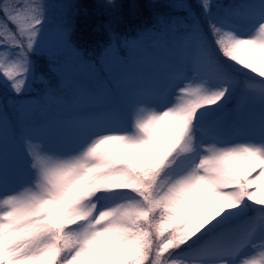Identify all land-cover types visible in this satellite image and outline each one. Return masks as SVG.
Returning <instances> with one entry per match:
<instances>
[{"label": "snow or ice", "instance_id": "6c2138e0", "mask_svg": "<svg viewBox=\"0 0 264 264\" xmlns=\"http://www.w3.org/2000/svg\"><path fill=\"white\" fill-rule=\"evenodd\" d=\"M167 6L185 15H158L98 68L47 0H0V264H264V0ZM101 72L96 126L37 123L36 107L67 104L68 84L93 94ZM234 101L259 120L226 142Z\"/></svg>", "mask_w": 264, "mask_h": 264}, {"label": "trees", "instance_id": "16d2710c", "mask_svg": "<svg viewBox=\"0 0 264 264\" xmlns=\"http://www.w3.org/2000/svg\"><path fill=\"white\" fill-rule=\"evenodd\" d=\"M47 2L53 5L49 10L53 22L56 24L67 22L70 29V43L82 53L85 60L96 63L98 68L101 66V60L104 59L105 50L110 45L118 49L124 41L136 39L138 33L151 28L156 23L158 15H185L182 11H176L167 6L175 0H47ZM188 2L194 6L197 14H200L197 0H188ZM230 2L232 0H214V3L228 4ZM179 30L183 31V29ZM65 58L72 59L71 51L65 53ZM51 79L52 85L58 86V80L54 77ZM88 82L94 89V93L80 97L78 102H81L83 98L93 100L102 95L106 84L108 88L112 87L107 75L103 72L98 77L89 78ZM34 88L35 91L24 97L26 101H38L44 95L45 85L38 83L34 85ZM10 95L12 94L7 89L0 86V97L6 99ZM64 95L68 101L64 106L75 108L72 104V100L75 99H73L71 84L65 86ZM59 109L43 111L36 107L34 113L37 123L62 120L64 116L58 112ZM236 109L237 103L234 101L229 105L227 115L229 119L236 114Z\"/></svg>", "mask_w": 264, "mask_h": 264}, {"label": "rangeland", "instance_id": "374dc122", "mask_svg": "<svg viewBox=\"0 0 264 264\" xmlns=\"http://www.w3.org/2000/svg\"><path fill=\"white\" fill-rule=\"evenodd\" d=\"M79 108V112L76 115V119L73 121V119H67L60 120L61 122H68L74 127H92L96 126V122L101 118L107 115V103H106V95L105 92L102 95H99L93 100H90L88 98H85L81 101V104L76 106ZM96 107L93 111L87 110L88 108ZM93 109V108H92ZM63 112L67 115V117L71 116L72 113L67 107L64 106L62 108ZM245 112V113H244ZM228 116L224 119V125L228 122ZM243 125L245 127V131L242 134H236L234 137L236 140L234 142H240L245 141L250 138H253L251 136V129L255 127L258 124L259 120V106L258 105H249L246 103L245 110L243 111ZM236 125L238 126L241 124L239 120H235ZM228 124H233L232 121L228 122ZM235 126V125H233ZM224 133L230 134V131H226L224 127ZM258 139V136L255 137ZM38 140L42 139V147L48 148V147H57V146H67L70 144V141L68 140H52L49 137H43V138H37ZM229 142V141H226ZM25 157L23 156L21 152V175L18 179L15 186H19L20 183H23V175L27 170V166L25 164ZM216 207L215 204L209 205L207 212L212 211Z\"/></svg>", "mask_w": 264, "mask_h": 264}]
</instances>
